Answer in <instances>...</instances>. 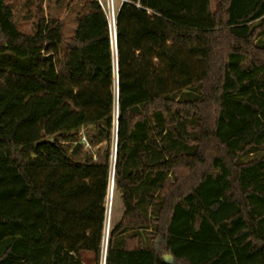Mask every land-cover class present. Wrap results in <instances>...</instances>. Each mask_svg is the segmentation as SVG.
Segmentation results:
<instances>
[{
  "label": "trees",
  "instance_id": "trees-1",
  "mask_svg": "<svg viewBox=\"0 0 264 264\" xmlns=\"http://www.w3.org/2000/svg\"><path fill=\"white\" fill-rule=\"evenodd\" d=\"M83 6L0 0V264H101L113 155L105 264H264V0Z\"/></svg>",
  "mask_w": 264,
  "mask_h": 264
},
{
  "label": "rangeland",
  "instance_id": "rangeland-1",
  "mask_svg": "<svg viewBox=\"0 0 264 264\" xmlns=\"http://www.w3.org/2000/svg\"><path fill=\"white\" fill-rule=\"evenodd\" d=\"M13 4L14 14L21 31L31 33L34 29L37 14L42 8L45 17H55L62 20L65 24L64 35L66 37L72 36L77 29V16L87 12L83 4L86 0H8ZM123 0H113V12L116 15L118 9L121 6ZM216 0H211L213 5ZM105 9L107 6V0H101ZM109 6L111 8L112 1L109 0ZM113 147V141L111 144ZM114 162V155H113ZM124 210L123 203L119 196L114 193L113 185V171L111 173L109 190L107 196V219L105 222V230L103 236V249L102 255L105 253V247L107 242V233H109L111 226L122 215ZM109 238V237H108ZM102 255L100 261L102 262ZM84 264H96L92 255H83ZM100 262V263H101Z\"/></svg>",
  "mask_w": 264,
  "mask_h": 264
},
{
  "label": "built area",
  "instance_id": "built-area-1",
  "mask_svg": "<svg viewBox=\"0 0 264 264\" xmlns=\"http://www.w3.org/2000/svg\"><path fill=\"white\" fill-rule=\"evenodd\" d=\"M97 1H98V3L100 4L101 8L104 10V12L107 15L108 23H109V27H110V32H111V37H112L113 42H114V37H115V34H114V24H115L116 15L113 12V0H111L112 1L111 8L109 6V0H107V6H106L107 9L104 8L101 0H97ZM83 142H85L84 139H83ZM113 185H114V169H113ZM108 237H109V233H107V242H108ZM107 242H106V247H105V253L102 255V262H101V264H105V257H106V250H107Z\"/></svg>",
  "mask_w": 264,
  "mask_h": 264
},
{
  "label": "water",
  "instance_id": "water-1",
  "mask_svg": "<svg viewBox=\"0 0 264 264\" xmlns=\"http://www.w3.org/2000/svg\"><path fill=\"white\" fill-rule=\"evenodd\" d=\"M114 34H115V37H114V42H113V52H114V58H115V62H116V30H115V24H114ZM114 166H115V157H114L113 169H114ZM166 258L170 260L171 257L167 256Z\"/></svg>",
  "mask_w": 264,
  "mask_h": 264
}]
</instances>
